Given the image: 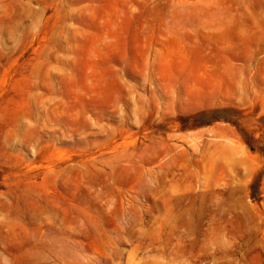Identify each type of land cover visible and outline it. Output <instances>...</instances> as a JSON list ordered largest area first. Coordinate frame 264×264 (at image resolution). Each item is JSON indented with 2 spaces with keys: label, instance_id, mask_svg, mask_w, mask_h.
Returning <instances> with one entry per match:
<instances>
[{
  "label": "rangeland",
  "instance_id": "374dc122",
  "mask_svg": "<svg viewBox=\"0 0 264 264\" xmlns=\"http://www.w3.org/2000/svg\"><path fill=\"white\" fill-rule=\"evenodd\" d=\"M0 264H264V0H0Z\"/></svg>",
  "mask_w": 264,
  "mask_h": 264
}]
</instances>
